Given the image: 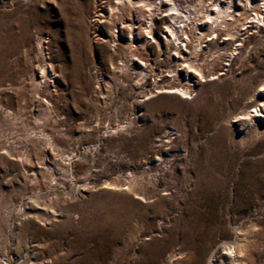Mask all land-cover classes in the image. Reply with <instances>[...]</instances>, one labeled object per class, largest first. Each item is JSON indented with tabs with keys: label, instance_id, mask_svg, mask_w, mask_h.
I'll return each mask as SVG.
<instances>
[{
	"label": "rangeland",
	"instance_id": "1",
	"mask_svg": "<svg viewBox=\"0 0 264 264\" xmlns=\"http://www.w3.org/2000/svg\"><path fill=\"white\" fill-rule=\"evenodd\" d=\"M108 6L0 0V264H226L222 244L241 240L246 264H264V117L249 121L264 106V24L251 11L233 47L203 40L204 76L182 99L159 93L182 72L171 47L150 46L156 77L120 68L117 38L99 39L117 32ZM168 23L182 27L155 20L157 36Z\"/></svg>",
	"mask_w": 264,
	"mask_h": 264
},
{
	"label": "bare ground",
	"instance_id": "2",
	"mask_svg": "<svg viewBox=\"0 0 264 264\" xmlns=\"http://www.w3.org/2000/svg\"><path fill=\"white\" fill-rule=\"evenodd\" d=\"M107 1H111L113 6H108L105 14L111 20V23L114 28L117 29V32L108 34L107 38L105 33L99 34V39H108L113 42V38H117L120 45L118 46L116 53H119L120 56V68H126L128 65V67L137 76H142V79L145 80L146 77L151 76V73L154 74L156 65H160L159 61L149 63L151 62V57L149 55L150 46L159 48L158 50H160V52H164V49L171 47L174 51V54L176 55V57H174L175 61L178 62L176 67L182 72H179L178 69H168L167 73L171 74L170 77L174 83H169L166 87L160 86L159 93L178 95L182 99H187L190 97L189 95L192 92V80H199L204 76L202 63H199V56H204L206 52L209 53L210 46L207 45V49L203 51L201 47L203 40L210 43V45L217 44L216 41L219 39V36L221 38V35H224V38L221 39L219 44L222 45L223 41H227V44L229 43L233 47L232 39H234V32L238 33L241 37L245 36L248 34L247 24L249 23L253 25V23L247 22L248 16H244L245 13H249L251 11L254 12V16L251 18V20L255 21V25L253 26L255 27L258 23L264 24V0H244V3L241 4L240 8L233 6L231 3L225 4L222 2H216L214 0L210 1V3L204 7L203 5L205 2L203 0H193L191 2V6L184 8V10L181 9V3L176 0ZM238 2H241V0H238ZM259 2L262 3L259 4ZM132 3L133 6L131 5ZM131 9H133L134 18L136 21L135 24H133V26L127 30L124 26L127 22L125 16L126 12L131 11ZM188 9H192L190 10L192 12H189ZM166 18L171 19L174 24L182 23V27H175L176 25L174 26L173 24L168 23V25L162 29V37L157 36L156 30L154 29L155 20H157L158 23H161L166 21ZM94 19L97 20L93 25L95 30L94 32L97 30L101 31L102 21H108V19H105L102 15H97ZM182 19H185V21ZM186 21H188V24H186ZM143 23L147 25V29L141 28ZM127 31L129 35L125 37L123 34ZM142 38L144 39V46L141 42ZM243 41L244 39H241L240 43L236 45L232 51H230V55L228 56L229 58L233 57L235 51L240 50V46ZM187 47H191L192 49L191 54L193 56V60L188 62L184 60L181 62V51H188ZM238 54L239 51L237 52V55ZM218 58L220 57L217 56L216 60ZM204 62L205 60H203V63ZM215 62L216 61H213L209 66L212 67ZM45 73L46 70L43 69L40 73V78H42ZM154 75L156 77V74ZM213 75H215V73ZM260 87L264 88V83L260 85ZM261 106V109L253 110L256 115H254V117H249V121L264 117V106ZM257 128H259V126ZM3 154L6 156V151ZM14 161L18 162L20 165L21 161L24 163V161L21 160V151L16 154ZM33 176L35 177L34 174ZM34 180L36 179L34 178ZM130 184H127L128 188L130 187ZM105 186L108 188H115L117 185L114 183H107ZM243 242L244 240L237 241L234 244H222L221 250L223 251L222 255H224L226 259V264L247 263L249 258L247 252L248 248H246ZM210 264H217V262L214 258H212L210 260Z\"/></svg>",
	"mask_w": 264,
	"mask_h": 264
}]
</instances>
